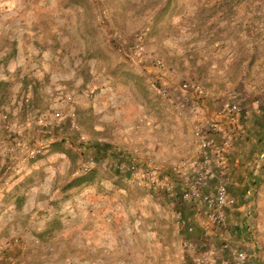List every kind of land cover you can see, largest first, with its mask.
I'll use <instances>...</instances> for the list:
<instances>
[{"label": "rangeland", "instance_id": "obj_1", "mask_svg": "<svg viewBox=\"0 0 264 264\" xmlns=\"http://www.w3.org/2000/svg\"><path fill=\"white\" fill-rule=\"evenodd\" d=\"M261 26L264 0H0V264H177L173 247L191 264L210 250L220 226L183 198L197 128L241 68L243 93L262 85L249 79ZM88 141L130 158L79 154ZM19 144L43 147L21 167ZM179 211L213 233L186 231Z\"/></svg>", "mask_w": 264, "mask_h": 264}, {"label": "crops", "instance_id": "obj_2", "mask_svg": "<svg viewBox=\"0 0 264 264\" xmlns=\"http://www.w3.org/2000/svg\"><path fill=\"white\" fill-rule=\"evenodd\" d=\"M264 26H261L259 30V38L254 37L255 44H257V50L260 52V56L254 62V66L257 68V71L254 70L250 76V80L253 79L262 82L260 87L253 93L252 98L251 94L243 93L241 85L243 81H246V69H242L238 72L235 77V86L232 85V88H228L225 92L217 94V97H213L218 102V108L212 107V111H209L205 120L203 121L204 128L211 131L210 129L211 122H220L224 124L230 133L231 146L227 152V161H226V171L216 167V172L219 177L222 175L228 174L227 185L231 195L236 199V203L231 207L229 211V219L226 225L220 226V229L215 230V244L211 245V249L218 250L217 255V264H222L223 259L231 260V256L228 252H220L222 245L225 242L230 243L233 247L238 249H244L250 253V257L245 264H264V169L259 173L252 171L251 166L253 162L258 161L264 167ZM254 67V68H255ZM244 73V74H243ZM230 91H235L237 95V101L242 106L243 110L247 113L242 115L241 122L239 124H233L231 120L221 113L223 102L226 99L227 94ZM248 96L250 97L248 99ZM222 98V101H221ZM243 126L245 132L243 133L240 128ZM219 140L222 139L221 135L215 133ZM31 141V140H27ZM180 146L177 145L174 149H178ZM194 160L193 162H195ZM192 162V163H193ZM194 169V168H193ZM196 168L194 169V171ZM216 180L208 182L203 189V192H209L214 189ZM200 198V197H198ZM195 198L196 202L201 198ZM202 206L207 217V225L215 226L208 219V208L204 205L203 201ZM252 203L254 205H252ZM189 214V213H188ZM192 220H187L186 217H183L184 225L183 228L187 231L193 227L194 233L197 235L199 232H203V222H198L199 220L192 217ZM206 221V220H205ZM180 225V224H179ZM191 226V227H190ZM191 229V230H192ZM210 232V233H209ZM193 233V234H194ZM206 234H212L211 230H205ZM177 234L182 235L181 229L178 230ZM190 234V235H193ZM200 234V233H199ZM151 243H160L163 242L156 234L152 236ZM212 236H210V239ZM234 238V239H233ZM238 238L242 240V244L235 246L232 241L235 242V239ZM236 239V240H238ZM232 240V241H231ZM222 241L220 244L219 242ZM165 243V242H164ZM220 244V245H219ZM154 250V246H152ZM151 249V251H152ZM206 250V249H205ZM204 251V250H203ZM203 251H194V255L202 253ZM178 256L177 264H190L188 258L182 256L181 249L179 248H169V251H166L164 257L170 258ZM180 257H183L181 260ZM194 258L192 259L191 264L194 263ZM174 263V262H173ZM172 264V262H169Z\"/></svg>", "mask_w": 264, "mask_h": 264}, {"label": "built area", "instance_id": "obj_3", "mask_svg": "<svg viewBox=\"0 0 264 264\" xmlns=\"http://www.w3.org/2000/svg\"><path fill=\"white\" fill-rule=\"evenodd\" d=\"M155 87L156 85L153 84ZM158 92L162 93V90L156 88ZM197 91L202 94H209L204 90L197 87ZM221 113L228 117L233 124H239L241 122L242 115L247 112L243 110L242 106L237 101V95L235 91H230L225 101L223 102ZM209 130H203L197 128V136L200 144V164L197 166L196 174L194 177L187 180V189L183 193V198L186 201L193 200L200 197L204 205L208 208V219L216 226H224L229 219V209L236 203V199L230 194L227 179L228 174L219 177L216 172V167L225 169L227 167V152L231 146V138L229 129L220 122H211ZM240 130L244 133L245 129L241 126ZM215 133L221 135L222 139L219 140ZM43 147V146H42ZM42 147H27L19 144L17 149L22 151L19 157V162L22 167L28 160L35 158L41 151ZM196 161L192 165H196ZM251 169L256 174L259 173L264 167L260 162L255 161L251 166ZM16 173H20L18 169ZM216 180L214 189L209 192H203V187L208 182ZM179 224L184 223L182 212L177 214ZM192 227L190 228V230ZM228 252L231 256V260L223 259L222 264H245L250 253L244 249H238L233 247L230 243L225 242L220 252ZM218 250L210 249L198 254L194 258L195 264H217Z\"/></svg>", "mask_w": 264, "mask_h": 264}, {"label": "trees", "instance_id": "obj_4", "mask_svg": "<svg viewBox=\"0 0 264 264\" xmlns=\"http://www.w3.org/2000/svg\"><path fill=\"white\" fill-rule=\"evenodd\" d=\"M56 145H60V144H56ZM78 152L81 155H84L86 152L89 153H94L97 156L101 157H108L109 158V163L111 164L112 161H116V165L118 168H121V166L123 165V163L125 161H127L128 158H130V155L125 152V151H121L115 147H112V145L110 144H104L101 145L99 144V142H95V141H91V142H84L78 145ZM83 179H80L78 182L76 181V185L83 184V182L85 181Z\"/></svg>", "mask_w": 264, "mask_h": 264}]
</instances>
